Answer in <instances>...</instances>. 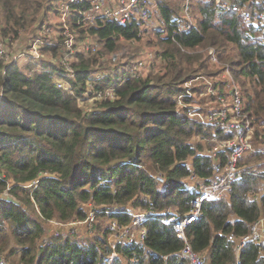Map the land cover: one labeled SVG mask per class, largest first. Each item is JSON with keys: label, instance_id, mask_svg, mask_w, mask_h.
<instances>
[{"label": "trees", "instance_id": "1", "mask_svg": "<svg viewBox=\"0 0 264 264\" xmlns=\"http://www.w3.org/2000/svg\"><path fill=\"white\" fill-rule=\"evenodd\" d=\"M60 1L0 0V34L19 37L32 31L39 15L55 10ZM222 1L252 14L264 12V0ZM87 5L85 1L71 7L85 10ZM157 5V35L164 45L158 55L165 66L148 77L130 74L134 58L128 44L143 38L137 21L99 20L95 27L79 31L78 38L92 36L103 48L98 54L76 53L71 63L75 76L64 77L74 94L56 82L64 72L62 45H47L43 51L51 57L34 63L0 58V264H189L178 256L184 242L162 217L184 215L196 198L188 161L199 176L212 175L214 159L202 153L201 142L191 140L200 135L210 140L216 129L190 116L193 103L202 101L203 80L194 91L184 89L183 83L204 65L188 52L214 47L221 56L236 54L233 63L244 80L246 112L262 141L264 32L237 11L219 9L207 0L191 2L193 28L181 31V9L172 0H158ZM111 52L123 60L129 57L100 73L101 55ZM108 89L114 90V99L96 100L94 107L84 108L89 98L100 92L106 96ZM228 155L217 156L225 163ZM247 155L240 161L244 175L229 199L205 202L201 216L187 230L191 246L209 264H264L263 243L248 241L238 260L237 242L229 237L248 235L264 216V194L252 199L260 195L264 153ZM146 163L165 177L164 184ZM91 202L100 218L123 224L132 221L128 213L133 209L158 214L145 222L143 242L119 243L115 249L101 225L83 243L79 234H48L46 224L52 220H84ZM111 253L114 259H109Z\"/></svg>", "mask_w": 264, "mask_h": 264}, {"label": "built area", "instance_id": "2", "mask_svg": "<svg viewBox=\"0 0 264 264\" xmlns=\"http://www.w3.org/2000/svg\"><path fill=\"white\" fill-rule=\"evenodd\" d=\"M87 1L88 5L85 10H73L72 4L83 3ZM186 0L182 5V16L185 22L181 25V31H191L194 25L191 2ZM215 1L219 9H233L237 11L246 21L254 23L260 32H264V12L250 13L245 7L232 5L222 0ZM158 0H61L53 9V17L49 22H41L39 24L38 34L23 49L12 53L6 46L7 41H13V37H5L0 34V58L8 61H20L24 59H41L44 58L43 49L47 45L63 46L61 55V64L64 72L56 78L59 88H62L74 94L72 86L64 80V77L73 79L75 76L72 68V61L78 51L91 54H98L102 51V44L97 40H92L89 36L82 40L78 38L81 29L88 30L95 27L99 20L115 21L121 24L128 22L140 23V35L142 36L145 25L151 24L155 16ZM24 35L20 33L19 38ZM17 38L16 40H18ZM93 38V37H92ZM95 39V38H94ZM16 40L14 44H16ZM140 41H133V44L140 46ZM210 63L219 71L212 77L201 76L199 80H203V89L200 93L199 111L191 110L190 116L205 125L214 124L225 127L226 132H231L233 140L226 142L224 138L215 135L209 140L204 136H195L198 142L204 145L203 154L214 159L213 171L210 177L199 176L194 168L189 164L191 174L189 180L195 182L191 184V188L196 192L197 200H195L189 210L184 214V218L179 220L176 216L178 212L172 213L170 216L162 217V222L166 225L174 227V231L178 238L184 242L182 250L178 253L181 259L186 260L189 264H209L208 261L191 246L187 230L190 225L201 216L202 204L207 199H226L228 200L234 189L235 182L240 179L244 172L238 167V158L244 153L250 154L264 153V139L258 141L255 135V127L252 126L251 120L246 112L244 103V89L242 85L234 78L229 65L222 64L217 50L214 47L207 49ZM115 53L104 54V57L114 59ZM161 59V62H158ZM117 61V59H115ZM163 62L162 57L158 56V51L146 45L141 46V53L134 66L131 68L132 77H148L152 73L158 72V65ZM192 95V94H191ZM114 99V90L108 89L106 96L102 92L95 94L89 98L88 103L104 98ZM223 135V134H222ZM194 137V138H195ZM211 143L212 147L207 149L206 144ZM235 146L230 161L222 162L217 156V151H224L226 146ZM190 159H193L192 157ZM189 159V160H190ZM160 182H164L161 177L157 178ZM264 194V180L260 186V195L252 196V199H260ZM88 217L85 220L75 219L67 223L52 220L48 223L56 227V232L51 235H60L58 229L67 228L68 233L87 232L84 237L94 236L99 212L93 202L87 207ZM164 213V212H163ZM157 212L153 209L149 210H133V221L130 224H122L119 220L108 219L104 227L107 230V238L112 240L119 237H127L128 241L142 240L146 235V228L141 225V221H145L147 216L157 217ZM255 239L264 244V216L252 226L250 235L244 237L238 243L241 250L244 243ZM115 253H111L109 259H114ZM240 264V263H239Z\"/></svg>", "mask_w": 264, "mask_h": 264}, {"label": "rangeland", "instance_id": "3", "mask_svg": "<svg viewBox=\"0 0 264 264\" xmlns=\"http://www.w3.org/2000/svg\"><path fill=\"white\" fill-rule=\"evenodd\" d=\"M186 2V0H172V5L175 6L177 9H182V5L183 3ZM156 10V13H155V16L154 18L152 19V24L151 26H149L147 29H145V33L143 36V38L141 39V43H140V46L139 45H136V44H133L132 42H129L128 45H130V48H129V51L128 54H130L133 58H134V63H132V65L134 66V64L136 63L137 59H138V56L140 55L141 53V46L142 45H146L147 47H150V48H153L154 50L158 51V54L162 53L163 52V49H164V45L159 42L160 39L157 35V30L158 28L161 26L160 25V22H159V19H160V15L159 13L157 12V9ZM53 9L49 10V9H46L44 10V12H42V14L39 15V22L37 23V25H35V27L32 29V31H26L24 32V35H22L20 38L19 37H13V41H7L5 42L6 43V46L8 47V49L12 52V53H15L16 51H23V49L30 43L31 40L34 39V36L38 34V31H39V24L41 22H49L51 21L52 17L54 16L53 15ZM182 12V10H181ZM148 25H145V27H147ZM9 37V36H8ZM17 38H19L18 40H16ZM92 40H95L94 38L91 37ZM16 40V44H14V41ZM208 47H199L197 48L196 50L194 51H191V52H188L186 54L188 55H191L193 56L196 60L198 59L199 60V64L200 65H204V67H201V69L196 72V73H192L190 75V78L189 80H186V82L183 83V88L184 89H187L189 91H194V89L196 87H199L200 85V80H199V77H201L202 75L206 76V77H209V76H212L214 75L217 70L213 67V65L210 63L209 59H208V55H207V49ZM218 53V56L222 62V64L224 65V67L226 65H229L230 68H231V72H232V75L234 76V78L242 85V87L244 88V80L240 74V67L236 64L233 63V61H237V57H236V54L235 53H231L230 56H226V55H223L221 56L220 53L217 51ZM127 54V56L129 57V55ZM126 56V58L123 60V55H114V59H109L107 60L104 55H101V58H102V61H103V64L102 66L100 67V73H103L106 72V71H109L110 69H113L116 65H119L121 64L123 61H127L128 57ZM159 56V55H158ZM50 58L51 55L49 53H45L44 52V58ZM160 57V56H159ZM117 59V61L115 60ZM32 61L31 62H36V59H31ZM27 60L24 59V58H21L20 59V62H26ZM158 62L160 63L161 62V59H158ZM165 64H164V60L161 64L158 65V70H162V68H164ZM198 96V94H196L194 96L195 100L196 101H199L198 98H196ZM200 97V96H199ZM94 107L93 103H86L85 104V109H90ZM192 110L194 111H199V105L197 103H193L192 105ZM191 142L193 144H196L198 143V138L197 137H193ZM212 145L211 143H207L206 144V148L209 149L211 148ZM248 156V155H247ZM246 156V157H247ZM246 157H245V161H246ZM254 161V158L251 159L250 163ZM246 164V162H245ZM146 168L151 171L152 174H156V173H153L155 172L152 168V166L149 164V163H146ZM264 180V178L262 179V181ZM261 181V183H262ZM88 205L85 207L87 209ZM96 207V206H95ZM132 208V207H131ZM133 209V208H132ZM135 211H138V210H145V209H133ZM101 215H99L98 219H97V223H98V227L101 225L102 227H104L105 223L108 221L105 220V218H100ZM46 228H47V232L48 234H53L54 232H56V227L53 225V224H50V223H47L46 224ZM100 228V227H99ZM60 231V233L62 234H66L68 233L67 231V228H61V229H58ZM100 230L98 229L96 231L97 234H99ZM87 232L85 231V229L83 230V232H76L74 234H79L80 235V240H81V243H83V241H88L89 240V236H86L84 237V235L86 234ZM85 239V240H84Z\"/></svg>", "mask_w": 264, "mask_h": 264}, {"label": "bare ground", "instance_id": "4", "mask_svg": "<svg viewBox=\"0 0 264 264\" xmlns=\"http://www.w3.org/2000/svg\"><path fill=\"white\" fill-rule=\"evenodd\" d=\"M191 105H192V104H191ZM191 107H192V106H191ZM199 123H201V122H199ZM201 124H203V123H201ZM203 125H205V124H203ZM205 126L215 127L216 132H217V130H218V133H221V134H223V135L225 136L224 139H225L226 142H231V141L233 140V135H232V133H231V132H226V131H225V127H222L221 125H218V124H217V125L209 124V125H205ZM229 135H231V136H229ZM234 150H235V146H228V145H227L224 151H217L216 154L218 155V154H220V153H229L228 158H227V163H228V162L230 161L231 157H232V154H233ZM247 154H248V152H244V153L238 158V167H239L241 170H243V167L240 166V161H241V159H242L245 155H247ZM155 177H156V179H157L158 177H161L162 179H164V182H160L158 179H157V180H158L161 184H164V183H165V177L162 176L161 174H156ZM189 182H190L191 184H195V182H193V181H190V180H189ZM190 188H191V187H190ZM191 189H192V188H191ZM195 193H196V192H195ZM195 200H197V195H196V198L192 201L190 207L192 206V204H193V202H194ZM211 200H221V199H207L206 201H204V203L207 202V201H211ZM204 203L202 204L201 214H202V210H203V205H204ZM86 212H87V210H86ZM132 213H133V211L129 212L128 215H130V216L132 217V221H133ZM176 216H177V218H178L179 220H182V219L184 218V215L176 214ZM87 217H88V212H87V216H86L85 219H87ZM152 218H154V217L147 216V219H146L145 221H141V225H142L143 227L146 228V226H145V222H147L148 220H150V219H152ZM198 218H199V217H198ZM198 218H197V219H198ZM85 219H84V220H85ZM197 219H196V221H197ZM114 220H117V219H114ZM132 221H131V222H132ZM196 221H194V222H196ZM131 222H129V223H127V224H130ZM194 222H193V223H194ZM193 223H192V224H193ZM122 224H123V223H122ZM192 224H191V225H192ZM124 225H126V224H124ZM250 233H251V231H250ZM250 233H249L248 235H250ZM146 234H147V228H146ZM248 235H246V236H248ZM119 236H120V234H117V233H116V238H114V239H112V240L108 239L109 244L111 245V247H112L113 249H115V247H117V245H118L119 243H123V244L140 243V242H143V240L145 239V237H144L142 240L128 241L127 237H125V236H123V237H119ZM145 236H146V235H145ZM246 236L240 237V238H238V239H236L233 235L229 236L230 239L235 240V241L237 242V246H236V256H237L238 260H240L239 255H240V253H241V251H242V249L239 250V248H238V243H239V241H241V240H242L244 237H246ZM251 240H255V239H251ZM249 241H250V240H249ZM247 242H248V241H247ZM247 242H245L244 244H246ZM239 263H240V262H239ZM239 263H238V264H239ZM240 264H241V263H240Z\"/></svg>", "mask_w": 264, "mask_h": 264}]
</instances>
